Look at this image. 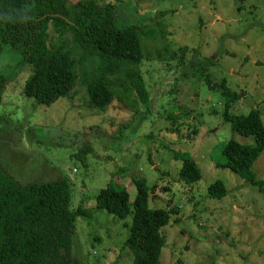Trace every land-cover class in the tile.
Returning a JSON list of instances; mask_svg holds the SVG:
<instances>
[{"label":"rangeland","instance_id":"374dc122","mask_svg":"<svg viewBox=\"0 0 264 264\" xmlns=\"http://www.w3.org/2000/svg\"><path fill=\"white\" fill-rule=\"evenodd\" d=\"M97 1L116 5L119 26L141 27V73L149 104L131 108L115 100L100 110L91 106L87 87L79 84L52 106H37L22 94L33 64L4 44L0 169L20 184L71 180L72 208L84 203L93 213L75 223L72 254L77 264H133V253L123 246L134 208L121 219L97 208L96 197L115 180L133 203L137 177L148 181L150 208L178 211L162 228L166 245L160 264H264V193L217 166L225 160L229 140L255 141L224 120L225 100L205 75L214 83L226 78L241 93L232 105L234 113L256 108L264 121V0ZM164 11L168 14L160 16ZM45 36L51 47L63 41L73 47L72 36H61L52 22ZM83 68L97 72L95 61ZM85 143L92 144L87 166L72 157ZM174 151L192 156L202 172L199 181L181 179L183 163ZM253 170L264 180V152ZM218 180L228 189L222 199L208 196V187Z\"/></svg>","mask_w":264,"mask_h":264},{"label":"trees","instance_id":"16d2710c","mask_svg":"<svg viewBox=\"0 0 264 264\" xmlns=\"http://www.w3.org/2000/svg\"><path fill=\"white\" fill-rule=\"evenodd\" d=\"M166 14L164 11L160 16ZM50 22L61 36H72L73 47L64 41L58 47L49 45L45 33ZM4 44H11L33 64L34 73L22 94L35 99L37 106H52L70 96L79 84L87 87L91 106L100 110L115 100L131 108L149 104L150 95L141 73V27L119 26L114 4L101 5L97 0H77L73 4L69 0H0V57ZM92 61L97 65L95 75L83 68ZM199 71L205 73L206 68L200 67ZM205 75L207 84L218 89L225 100L224 120L234 132L255 141L242 144L229 140L223 149L225 160L217 166L231 169L264 193V180L253 170L264 152L262 114L256 108L247 114L234 113L232 105L241 99V93L230 88L226 78L214 83L209 74ZM5 85L6 78L0 72V93ZM196 133L193 130L192 134ZM91 153L92 144L85 143L72 157L87 166ZM173 153L183 163L181 179L188 183L199 181L202 172L192 156ZM133 181L137 190L133 203L126 187L111 180L97 195L96 207L121 219L128 217L133 207L135 215L123 248L133 253V264H160L166 245L162 228L178 211L150 208L147 179L137 177ZM227 194L221 180L208 187L211 198L222 199ZM72 201V182L67 177L20 184L0 169V264H77L72 254L75 223L78 217L91 219L93 213L84 203L73 209Z\"/></svg>","mask_w":264,"mask_h":264}]
</instances>
